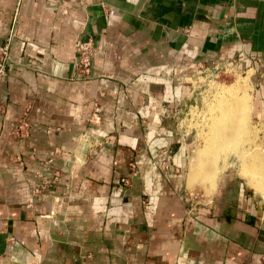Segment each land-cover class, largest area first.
I'll use <instances>...</instances> for the list:
<instances>
[{
	"label": "crops",
	"instance_id": "1",
	"mask_svg": "<svg viewBox=\"0 0 264 264\" xmlns=\"http://www.w3.org/2000/svg\"><path fill=\"white\" fill-rule=\"evenodd\" d=\"M7 37L0 264H264V195L214 169L194 200L176 124L193 79L220 62L251 71L264 127V0H0Z\"/></svg>",
	"mask_w": 264,
	"mask_h": 264
},
{
	"label": "rangeland",
	"instance_id": "2",
	"mask_svg": "<svg viewBox=\"0 0 264 264\" xmlns=\"http://www.w3.org/2000/svg\"><path fill=\"white\" fill-rule=\"evenodd\" d=\"M245 76L249 77L248 78L249 80L247 79L246 90L248 94H250L249 98L251 101V93H250L252 88L251 71L248 70L240 71V69L237 70L236 68L231 67L229 65H224L220 62H215L206 66L203 71L202 70L199 71V73L193 79L192 81L193 93L190 102L184 108L180 109V113L178 114V117H176V124L178 126V129L180 133L185 134L184 136L187 138L188 141L187 143L190 144V147L192 149L189 153L190 159L191 158L193 159L194 151L197 150V148L204 146L206 143V142L203 143L204 140L206 141V135L204 134V132L208 133L209 123L207 124V122L205 121L206 118H213L216 115V112L214 110H215V106H217L216 104L218 103V99L223 92V86L226 87L232 86L235 83H237L240 78H243ZM219 92H221V94ZM214 99H216V102L213 101ZM202 118L204 120H202ZM203 121L205 122V124ZM245 128H247V130L249 128V131L252 132L250 134V132L248 131L249 132L247 133L248 136H243L245 137L246 140H243L244 139L243 137L241 139V141L243 140L242 142L247 141V145L242 143L243 146L241 145L239 148H237L234 151L230 150L233 149L231 147H228V149L217 148L215 151L216 152L215 159L214 162L212 163L213 171L214 169H216L215 171L217 172L218 175L219 171H222L224 169H231L235 173L240 174L242 177H244L245 180L248 181L247 183H249L251 188L256 193H259L260 195H264V188H263L264 182H263V187H259L258 185H255L253 179H251L250 176L243 171L241 165L242 160L238 155L239 152L243 150L245 151V153L249 152L248 154L256 151L254 153H256L260 158L261 164L259 168L261 170L263 169L262 172L264 178V127H262L255 121L254 117L251 116L249 111V114L247 115V124L245 125ZM217 168L220 169L218 170ZM202 175L198 176L201 178L193 180L194 183L197 184V186H195L194 189V195H195L194 200H196L197 199L196 196L199 197V194L202 192V188H201L202 186L204 191L207 193L206 188L204 187L207 184L202 182V178L203 181L206 180L211 181L215 177V175H210V176H205V175L202 176ZM192 182L190 186L192 185Z\"/></svg>",
	"mask_w": 264,
	"mask_h": 264
},
{
	"label": "bare ground",
	"instance_id": "3",
	"mask_svg": "<svg viewBox=\"0 0 264 264\" xmlns=\"http://www.w3.org/2000/svg\"><path fill=\"white\" fill-rule=\"evenodd\" d=\"M248 78L249 77L245 76L243 78H240L238 82L232 86H228V87L223 86V92H222L223 95L221 94V92H219L222 95V97L220 95L221 99L219 97L220 100L218 99V103L216 104L217 106H215L214 111L216 112V115L213 118H206L205 121L207 122V124L209 123L208 133L204 132V134L206 135V141L204 140L203 143L205 142L206 143L204 146L197 148V150L194 151L191 167L189 169L190 171L188 170L189 173L187 174V179L189 184L194 179L201 178L198 177L199 175L202 174L205 176L215 175L213 171L212 163L214 162L215 153H216L215 151L217 148L228 149V147H231L233 149L230 150L234 151L237 148H239L242 145V143L247 145V141L246 142L244 141L245 143L242 141L246 140L245 137L243 136H248L247 133L250 132L249 128L248 130L247 128H245V125L247 124V115L249 114V106H250L249 105L250 94H248L246 90ZM213 101L216 102V99H214ZM202 120L204 119L202 118ZM251 133L252 132H250V134ZM242 137L244 139L241 141ZM254 152L248 154L249 152L245 153V151L243 150L240 151L238 155L242 160L241 165L243 171L246 172L251 179H253L255 185H258L259 187H263V182H264L263 172H262L263 169L261 170L259 168L261 164L260 158ZM192 183H194V181Z\"/></svg>",
	"mask_w": 264,
	"mask_h": 264
},
{
	"label": "built area",
	"instance_id": "4",
	"mask_svg": "<svg viewBox=\"0 0 264 264\" xmlns=\"http://www.w3.org/2000/svg\"><path fill=\"white\" fill-rule=\"evenodd\" d=\"M60 3H70L72 1H79V0H56ZM8 40L9 37L6 38V41L2 44H0V76H3L5 74V63L7 61L8 57ZM75 53H76V59H75V69L77 72L86 74L89 71L90 64H91V57L93 54V44L92 39L90 37L84 38V39H76L74 43ZM94 107L92 109V112L90 116L88 117V122L95 123L99 120V106L97 102L93 103ZM26 124L23 122V120H19L15 124V136L23 137L26 135L25 132ZM184 134V133H183ZM185 135V134H184ZM57 150H53V154H55ZM126 167L128 170V175H125L120 178V181L127 185L130 182V175H134L136 173V166L133 160H129L126 163Z\"/></svg>",
	"mask_w": 264,
	"mask_h": 264
}]
</instances>
